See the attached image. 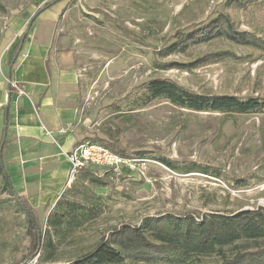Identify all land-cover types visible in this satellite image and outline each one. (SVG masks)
I'll return each instance as SVG.
<instances>
[{"label":"rangeland","instance_id":"1","mask_svg":"<svg viewBox=\"0 0 264 264\" xmlns=\"http://www.w3.org/2000/svg\"><path fill=\"white\" fill-rule=\"evenodd\" d=\"M48 1L0 0V164L6 163L9 150L3 148L8 139V62L30 21V38L79 57L77 118L72 126L81 142L76 147L105 138L113 118L128 113L126 127H113L111 137L128 153H144L147 162L135 164L131 171L110 172L109 186L95 189L105 197L102 215L67 238L58 247L56 261L40 263L35 257L21 264H68L94 248L107 230L137 227L146 217L264 207V113L226 117L189 112L164 101L139 108L131 104L152 79H168L201 94L264 97V53L219 38L168 52L178 33L221 13L238 31L264 41V8L234 9L226 0H60L36 15ZM216 52L233 56L196 62ZM155 157L179 169L194 165L200 170L175 172ZM2 200L4 205L12 203L0 187ZM39 222L45 229L46 221ZM28 245L22 215L11 211L0 217V264H20ZM216 262L207 257L201 264Z\"/></svg>","mask_w":264,"mask_h":264},{"label":"trees","instance_id":"2","mask_svg":"<svg viewBox=\"0 0 264 264\" xmlns=\"http://www.w3.org/2000/svg\"><path fill=\"white\" fill-rule=\"evenodd\" d=\"M58 1L60 0L46 2L36 11V15ZM253 5L264 8V0H226V6L234 9ZM28 35L29 32L22 33L14 46L8 62L10 82L12 68ZM217 38L264 53L262 39L238 31L231 18L222 13L196 29L178 33L174 43L168 47V52ZM229 56L233 55L228 52H216L196 62H217ZM10 82L8 89L11 91ZM155 101H164L173 107L193 113H218L226 117L264 113V97L242 98L234 95L195 93L168 79L148 81L141 96L131 104L134 108H139ZM9 109L10 99L4 107V137L10 121ZM128 118V113H119L113 118L111 126L105 127L106 137H95L90 142L103 146L122 158L147 160L144 153L131 154L118 147L111 137L110 129L126 127ZM6 145L7 141H4L3 148ZM155 158L175 172L190 173L200 170L192 167L194 165L179 169L172 161ZM109 179L110 171L98 167L81 170L58 198L43 229L35 211L15 191L10 176L1 163V192L6 193L12 203L4 205L5 201H0V217L3 220L5 213L11 211L22 215V225L29 240L28 253L18 263L35 257L40 263L56 261L58 247L76 230L91 224L102 215L105 197L97 194L95 189L107 188ZM207 257L216 258V264H264V207L229 213L214 211L201 216L177 217L165 214L160 218L146 217L137 227L120 225L107 230L94 248L68 264H126V261L147 264H201Z\"/></svg>","mask_w":264,"mask_h":264},{"label":"crops","instance_id":"3","mask_svg":"<svg viewBox=\"0 0 264 264\" xmlns=\"http://www.w3.org/2000/svg\"><path fill=\"white\" fill-rule=\"evenodd\" d=\"M78 59L71 50L53 51L51 42L28 35L12 68L4 167L39 221H46L74 179L67 156L81 142L72 126L77 118Z\"/></svg>","mask_w":264,"mask_h":264},{"label":"built area","instance_id":"4","mask_svg":"<svg viewBox=\"0 0 264 264\" xmlns=\"http://www.w3.org/2000/svg\"><path fill=\"white\" fill-rule=\"evenodd\" d=\"M11 86H13L11 84ZM70 179L81 170L89 167H98L110 172L131 171L135 164L147 162L144 159L122 158L109 149L92 142H84L69 152L67 156Z\"/></svg>","mask_w":264,"mask_h":264},{"label":"water","instance_id":"5","mask_svg":"<svg viewBox=\"0 0 264 264\" xmlns=\"http://www.w3.org/2000/svg\"><path fill=\"white\" fill-rule=\"evenodd\" d=\"M30 27H31V21L28 23L27 29H26V31L24 32V34H26V33L29 32Z\"/></svg>","mask_w":264,"mask_h":264}]
</instances>
